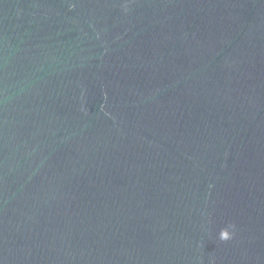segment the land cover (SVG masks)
I'll use <instances>...</instances> for the list:
<instances>
[{
	"label": "water",
	"instance_id": "95a60500",
	"mask_svg": "<svg viewBox=\"0 0 264 264\" xmlns=\"http://www.w3.org/2000/svg\"><path fill=\"white\" fill-rule=\"evenodd\" d=\"M0 264H264V0H0Z\"/></svg>",
	"mask_w": 264,
	"mask_h": 264
}]
</instances>
